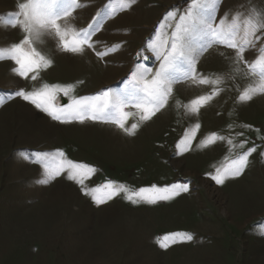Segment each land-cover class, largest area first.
<instances>
[{
  "label": "rangeland",
  "instance_id": "obj_1",
  "mask_svg": "<svg viewBox=\"0 0 264 264\" xmlns=\"http://www.w3.org/2000/svg\"><path fill=\"white\" fill-rule=\"evenodd\" d=\"M19 2L0 0V46L23 38L18 27L7 24ZM82 2L87 6L68 21L77 29L86 27L98 11H110V0ZM186 4L187 0H136L131 8L121 9L114 3L115 14L92 37L99 42L95 50L85 49L83 54L64 52L54 35H42L35 46L53 63L35 81L31 73L27 79L15 74L10 59L0 60V264H264V94L238 101L239 92L259 77L249 74L245 64L236 70L235 50L213 45L200 56L197 71L221 83H174L167 105L135 135L111 123H62L20 97L8 98L19 88L30 91L45 82L75 84L76 96L109 86L123 88L121 81L136 63L153 71L159 67L146 44L167 13L183 10ZM249 7L264 11V0H223L217 21L226 10ZM106 47L115 50L97 57L96 51ZM262 48L264 35L255 49L245 51L244 59H254ZM214 87L219 94L198 112L186 107ZM68 102V97L58 96L59 104ZM137 121L138 115L131 116L126 126ZM197 123L200 128L189 150L177 154V143ZM213 133L237 145L248 140L243 150L258 146L243 173L222 185L209 173L215 174L242 149L231 151L226 140L200 147ZM55 149L96 169L85 180L87 188L108 180L134 189L188 182L189 191L155 205H133L120 194L97 206L66 175L39 184L41 167L18 155ZM173 232H190L193 240L160 247L159 240Z\"/></svg>",
  "mask_w": 264,
  "mask_h": 264
},
{
  "label": "snow or ice",
  "instance_id": "obj_2",
  "mask_svg": "<svg viewBox=\"0 0 264 264\" xmlns=\"http://www.w3.org/2000/svg\"><path fill=\"white\" fill-rule=\"evenodd\" d=\"M135 2L136 0H110L106 5L110 11H98L86 27L77 29L68 21L77 9L87 6L82 0H20L16 10L8 14L7 24L13 28L18 27L23 33V38L10 46H0V60L10 59L15 64L12 69L15 74L27 79L31 73L30 78L35 81L41 70L49 68L53 63L52 59L35 46L42 35H54L59 41L58 47L64 52L83 54L85 49L95 50L99 42L94 41L92 37L103 28L104 20L115 14L114 3H118L121 9H127ZM222 3L223 0H187L183 10L169 11L153 38L146 44V49L155 55L159 67L153 71L151 67L136 63L129 75L121 81L123 88L109 86L91 95L76 96L73 95L75 84L45 82L30 91L19 88L8 98L12 95L20 97L62 123H111L127 135H135L142 123L150 121L167 105L174 83L181 80H191L194 84L221 83L219 78L213 80L199 73L196 65L199 57L213 45H223L235 50L234 63L237 65V71L240 64H245L249 74L259 77L257 83L249 84L237 97L240 103L251 101L257 94H264V48L260 49L252 60H245L244 54L246 50L255 49L256 43L264 35V11L251 7L226 10L217 21L219 6ZM3 20L4 18L0 17V21ZM114 50L113 47H106L102 51H96V55L104 58ZM143 53L144 50L137 53L138 58L143 57ZM219 92L220 89L214 87L211 93L198 96L186 107L196 113ZM60 94L68 97L69 102L59 104ZM2 103L3 99L0 98V104ZM135 115H138V121L131 123L130 127L126 126L129 117ZM245 127L251 128V125ZM199 128L197 123L186 131L176 145L177 154L189 150ZM239 135L242 136L243 133ZM216 140H226L233 152L237 147L242 149L224 165L216 168L215 174L209 173L217 184L222 185L225 180L243 173L248 166L249 157L257 151L258 146L253 144L243 150L248 140H241L237 145L231 138L213 133L200 142V147ZM18 155L26 162L36 163L41 167L42 173L37 180L39 184L47 185L61 175H66L68 180L79 184L83 193L90 196L97 206L120 194L133 205H155L160 201H171L181 193L189 191L188 182L163 186L153 184L134 189L108 180L99 186L87 188L85 180L95 173L96 169L69 159L62 149L21 151ZM192 240L193 234L190 232H173L164 235L159 244L166 249L170 244Z\"/></svg>",
  "mask_w": 264,
  "mask_h": 264
}]
</instances>
